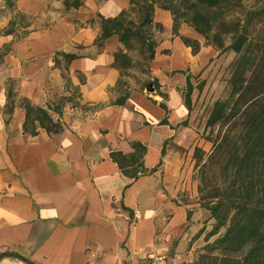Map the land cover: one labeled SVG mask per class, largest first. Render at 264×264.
Returning a JSON list of instances; mask_svg holds the SVG:
<instances>
[{
    "label": "crops",
    "instance_id": "1",
    "mask_svg": "<svg viewBox=\"0 0 264 264\" xmlns=\"http://www.w3.org/2000/svg\"><path fill=\"white\" fill-rule=\"evenodd\" d=\"M84 5L90 13L80 20L83 8L72 13L64 0H14L12 7L0 0V29L14 12L29 19L23 36L0 32V49L11 46L0 63V249L37 264H147L172 242L178 251L206 243V210L179 200L186 157L200 139L192 110L157 70L160 90H135L125 104H111L121 77L115 47L94 43L98 29L82 21L97 5ZM116 5L105 1L106 17ZM46 16L54 21L41 26ZM7 78L17 82L12 115ZM75 88L77 106L51 110L63 131L24 133L23 98L54 107ZM136 141L147 147L144 165L155 171L133 179L111 154L133 153Z\"/></svg>",
    "mask_w": 264,
    "mask_h": 264
},
{
    "label": "rangeland",
    "instance_id": "2",
    "mask_svg": "<svg viewBox=\"0 0 264 264\" xmlns=\"http://www.w3.org/2000/svg\"><path fill=\"white\" fill-rule=\"evenodd\" d=\"M85 1L93 8L95 3L97 5L92 17L82 21L83 25L98 29L94 43L99 48L107 43L115 47L114 65L120 69L121 85L115 88L111 101L115 102L127 92L144 90L148 93L159 89L161 84L153 74L155 70L161 75L167 74V79L174 81L173 86H177L183 96L188 93L187 79H190L191 110L200 139L186 157L182 172L185 171L183 178L187 177V184L179 193V200L192 209L206 210L207 235L215 221L200 200V172L212 148L207 137L217 128L211 130L206 125L214 102L229 95V81L240 56L234 51V45L247 34L256 33L264 16V0H114L122 7L116 5L108 17L103 12H110V8L104 6L106 0H64L65 9L74 13L83 8L80 20H84L88 12ZM12 2L14 4V0ZM13 15L18 35H25L27 32L21 25H27L28 17L16 12ZM53 21V16H46L41 26H50ZM218 24H223L220 29H216ZM6 29L8 26L0 32L6 33ZM10 49L11 46L0 49V63ZM6 82L8 90L15 93L16 80L7 78ZM149 85L152 90L148 89ZM164 222L163 218L161 223ZM206 244L201 241L199 246L178 251L172 242L163 247L157 257L149 256L145 261L147 264H195ZM6 253L12 252L0 249V264H37L30 259L26 262L4 256Z\"/></svg>",
    "mask_w": 264,
    "mask_h": 264
},
{
    "label": "trees",
    "instance_id": "3",
    "mask_svg": "<svg viewBox=\"0 0 264 264\" xmlns=\"http://www.w3.org/2000/svg\"><path fill=\"white\" fill-rule=\"evenodd\" d=\"M7 1L12 7V0ZM15 24V20L10 21L7 34L16 31ZM222 25H216V29ZM255 32L234 45V51L240 56L229 81V95L214 102L207 121L206 127L217 128V131H211L207 137L212 148L201 168L199 196L215 222L195 264H264V16ZM67 81L69 83L70 79ZM187 83L188 93L184 100L191 109L189 78ZM119 84L121 80L117 86ZM73 90L71 95L62 96L54 107L51 104L42 107L23 98L24 133L35 136L39 133L38 127L49 134L63 131L64 124L53 118L51 110L61 114L67 102L77 106L76 99H80L81 93L78 88ZM130 95L127 92L111 104L123 105ZM162 106L167 109L165 104ZM98 107L100 105L95 106ZM14 108L15 93L10 89L6 112L12 115ZM132 146L135 151L129 155L121 151L111 154L123 173L133 179L153 173L155 169L144 165L147 147L139 141ZM202 232L203 229L198 235ZM4 256L30 262L18 253Z\"/></svg>",
    "mask_w": 264,
    "mask_h": 264
},
{
    "label": "water",
    "instance_id": "4",
    "mask_svg": "<svg viewBox=\"0 0 264 264\" xmlns=\"http://www.w3.org/2000/svg\"><path fill=\"white\" fill-rule=\"evenodd\" d=\"M148 89H149V90H152V86H151V85H149V86H148Z\"/></svg>",
    "mask_w": 264,
    "mask_h": 264
}]
</instances>
